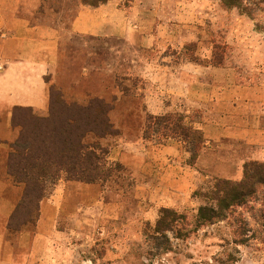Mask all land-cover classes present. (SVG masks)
<instances>
[{"label":"rangeland","instance_id":"rangeland-1","mask_svg":"<svg viewBox=\"0 0 264 264\" xmlns=\"http://www.w3.org/2000/svg\"><path fill=\"white\" fill-rule=\"evenodd\" d=\"M85 1L96 0H44L36 19L66 29ZM110 1L127 10L131 30L154 36V43L142 48L115 37L64 36L61 52L67 58L62 54L60 66L49 79L66 103L83 105L94 94L112 103L109 119L117 134L99 141L107 151V176L94 183L67 180L63 175L38 181L31 200L22 203L24 184L11 175L22 190L6 224L2 221L0 264H264V243L250 236L245 245L232 244L225 221L186 236L151 234L161 208L186 214L190 220L199 206L214 204L210 196L217 179L239 180L246 157L264 162L263 133H255L253 144L235 137L205 140L198 156L201 160L188 165L187 144L162 137V125L147 118L170 114L173 121L180 115L186 126L196 129L194 123L207 118L204 108H194L185 119L179 101L173 102L170 111L156 109L172 102L166 90L178 89L184 73L194 83L202 80L219 91L224 89L218 93L225 101L233 94L230 86H264V34L255 32L252 22L236 11L223 9L217 0ZM210 92L217 94L215 89ZM60 103L56 99L53 108L60 111ZM15 119L24 126L27 139L16 144L20 148H26L30 140L42 148L47 129L59 127V119L51 120L49 108L43 115L32 110L15 112ZM221 121L223 128L230 125ZM17 129L20 133L21 128ZM259 129L264 130V119L259 120ZM140 139L147 148L175 145L179 162L200 174L188 201L179 191L160 189L156 178L147 183L140 171L114 159L118 144ZM46 199L52 203L44 213L48 219L41 223V203ZM242 211L254 229L250 209ZM8 224L18 230L7 228Z\"/></svg>","mask_w":264,"mask_h":264},{"label":"crops","instance_id":"crops-1","mask_svg":"<svg viewBox=\"0 0 264 264\" xmlns=\"http://www.w3.org/2000/svg\"><path fill=\"white\" fill-rule=\"evenodd\" d=\"M43 4L44 0H0V231L2 221L6 224L22 190V185L12 179L5 164L11 145L19 134L12 123L13 111L15 108H29L39 115L46 113L51 87L49 79L54 77L60 66L62 54L65 57L61 52L64 36L102 40L115 37L142 48H149L154 43V36L137 35L131 30L127 10L118 8L110 0L98 6H78L66 29L36 19ZM85 71L84 68L82 72ZM183 81L178 89L172 86L166 90L172 102L156 109L165 108L163 113L170 111L179 101L183 103L186 119L194 108H204L207 118L205 116L202 122L194 124L202 132L206 143L223 136L240 138L247 144H253L256 132L264 135V130L259 129V120L264 119L263 85L230 86L233 94L228 95L225 101L218 93L222 94L224 89L219 91L216 85L204 84L202 80L199 84L194 83L187 73L183 74ZM213 89L217 90V94L210 92ZM158 92L155 96L164 91ZM145 107L149 109L150 105L146 103ZM221 119L230 125L221 127ZM118 148L120 150L113 156L115 160L140 171L147 183L151 178H156L160 181V189L179 191L186 201L199 185L194 181L200 178V174L179 162L178 149L173 144L147 148L140 139L122 141ZM111 153L113 155L114 150ZM246 159L262 161L255 157ZM50 202V199H46L41 203V223L48 219L44 213L51 206ZM170 204L173 206L174 203H167V206Z\"/></svg>","mask_w":264,"mask_h":264},{"label":"trees","instance_id":"trees-1","mask_svg":"<svg viewBox=\"0 0 264 264\" xmlns=\"http://www.w3.org/2000/svg\"><path fill=\"white\" fill-rule=\"evenodd\" d=\"M106 1L84 3L88 6H98ZM217 1L223 9L234 10L238 15L250 20L255 32L264 34V0ZM56 99L61 102L60 111L53 108ZM48 108L51 120L59 119V127L47 129L46 140L40 142L42 148L35 145L32 140L26 148L17 147L19 141L23 143L27 139L22 131L24 126L15 119V112L31 110L15 108L13 111L12 123L21 130L15 143L11 145L5 164L7 172L24 184L22 203L31 200L30 194L38 181L59 179L63 175L67 180L94 183L103 180L108 173L104 169L107 151L99 141L117 134L109 119L112 103L106 101L104 96L95 94L83 105L75 102L66 103L60 93L50 87ZM172 117L165 114L147 118L156 120L155 124L158 126L162 125L163 131L160 132L162 137L179 138L187 144L185 151L190 156L187 164L193 165L205 146L204 136L200 130L186 126L180 115L175 116L177 118L173 121ZM144 138L148 137L144 135ZM241 170L239 180L217 179L210 196L214 204L199 206L190 220L186 214L161 208L151 234L163 237L166 233H171L174 237L186 236L201 227L225 221L230 227L232 244L245 245L250 236L264 243V162L245 161ZM250 203H257L259 206H250ZM245 208L251 211V218L256 225L254 229L249 227L247 217L244 216L242 210ZM7 228L18 230L17 227L12 228L10 224Z\"/></svg>","mask_w":264,"mask_h":264}]
</instances>
